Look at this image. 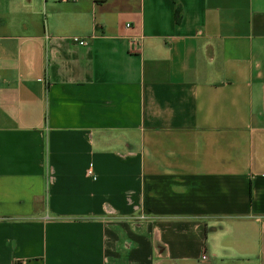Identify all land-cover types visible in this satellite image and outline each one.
Returning <instances> with one entry per match:
<instances>
[{"label": "crops", "instance_id": "1", "mask_svg": "<svg viewBox=\"0 0 264 264\" xmlns=\"http://www.w3.org/2000/svg\"><path fill=\"white\" fill-rule=\"evenodd\" d=\"M0 264H264V0H0Z\"/></svg>", "mask_w": 264, "mask_h": 264}, {"label": "built area", "instance_id": "2", "mask_svg": "<svg viewBox=\"0 0 264 264\" xmlns=\"http://www.w3.org/2000/svg\"><path fill=\"white\" fill-rule=\"evenodd\" d=\"M59 1H63V2H70V1H75V0H59ZM95 1H101V0H95ZM130 27V24H126V28H129ZM73 41L74 42H76V43H78L79 45H81V46H83V45H85L86 43H85V41L84 40H80V39H78V38H73ZM137 44H135V45H138V42H136ZM134 44V43H133ZM203 259H205V257L203 256L202 257Z\"/></svg>", "mask_w": 264, "mask_h": 264}, {"label": "trees", "instance_id": "3", "mask_svg": "<svg viewBox=\"0 0 264 264\" xmlns=\"http://www.w3.org/2000/svg\"><path fill=\"white\" fill-rule=\"evenodd\" d=\"M179 14H180V11H179V8L177 7L175 9V20L178 21L179 20Z\"/></svg>", "mask_w": 264, "mask_h": 264}]
</instances>
